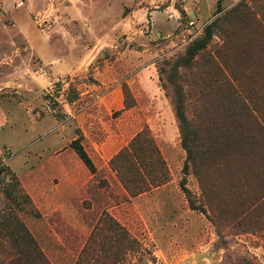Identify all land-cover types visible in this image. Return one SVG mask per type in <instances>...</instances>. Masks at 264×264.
Returning a JSON list of instances; mask_svg holds the SVG:
<instances>
[{"label":"rangeland","instance_id":"obj_1","mask_svg":"<svg viewBox=\"0 0 264 264\" xmlns=\"http://www.w3.org/2000/svg\"><path fill=\"white\" fill-rule=\"evenodd\" d=\"M219 1L146 0L147 15L116 27L122 7H133V1L1 0L0 181L10 195L0 186V212L14 211L58 264L75 263L104 214L139 243L126 264H246L253 258L264 264V225L222 215L220 206L223 192L244 197L262 187L264 175L250 171L244 180V164L234 163L235 156L216 157L209 174L212 204L193 170L187 177L186 187L206 213L192 210L180 185L187 153L171 99L158 80V68L184 57L212 25L210 44L191 67L179 69L178 86L188 95L198 149L220 142L224 129L238 126L244 133V118L237 124L224 119L232 99L223 82H231L243 100L244 94L262 96L264 0H221L218 10ZM53 45L60 60L51 64L58 56ZM152 64L158 85L150 81L152 75L141 74ZM124 86L131 94L127 103H134L127 109ZM70 90L77 95L71 104ZM261 104L255 114L264 127ZM84 113L90 130L82 144L96 166L94 177L71 148L82 135L74 116ZM144 130L155 139L171 178L131 197L110 161ZM223 138L231 144L238 140ZM64 165L71 166L72 180L59 173ZM9 252L1 234L0 264Z\"/></svg>","mask_w":264,"mask_h":264},{"label":"trees","instance_id":"obj_2","mask_svg":"<svg viewBox=\"0 0 264 264\" xmlns=\"http://www.w3.org/2000/svg\"><path fill=\"white\" fill-rule=\"evenodd\" d=\"M220 7L221 0L218 2V10ZM212 37L213 26L210 25L206 28L205 37L192 43L184 57L175 62L164 63L158 68L161 86L165 91V95L171 99L182 138V146L187 153L183 167L184 177L180 185L186 194L190 208L202 213H206V210L197 205L190 190L186 187L187 177L192 170L200 182L204 198H207L210 204H212L213 200L208 198L210 197L212 186L209 174L211 168L217 166L214 162L216 157L223 160L227 155L235 156L237 162L234 163H238V166H243L242 164H244V167H240V172L244 173V180L250 179V171L257 170L264 175V165L262 164L264 160V127L256 117L257 114H255L256 111H259L261 103L263 102L264 104V89L262 91L259 90L262 94L261 97L244 94L243 100L231 82H223V86L229 91L228 96L235 102L230 100L231 109L224 112V119L228 120L230 117L232 123L237 124L241 118H244V133L239 131L238 126L232 127L231 130L224 129L221 133L222 140L220 142L216 140L214 143L207 145L201 144L202 148L199 145L200 149H198L196 139L198 133L195 131L193 121L187 112L188 95L180 85L178 86L180 79L179 69L191 67L196 56L207 49ZM165 64H167L168 70L165 68ZM166 73L167 78L164 77ZM250 85L252 86L253 84ZM169 86H173V92H171ZM71 90L73 92V87H71ZM71 90L70 94L67 95L69 104L77 99V95L72 94ZM123 92L125 108L133 107V102L127 103L131 95L129 88L124 86ZM224 136L230 138L233 136L232 140L237 137L236 139L238 140L231 144V140L229 142L224 141ZM240 136H244V141L239 140V138L241 139ZM82 139L83 136L81 135L74 140L71 143V148L89 171L95 175L97 174L96 166L84 148ZM238 158L244 162L239 163ZM110 166L131 197H137L164 186L170 182L171 178L167 163L149 130H144L137 134L128 146L111 159ZM205 167L206 169H203ZM8 172L15 180L16 186L19 187L15 174H12L10 170ZM239 180L240 176L237 177V181ZM0 186L6 196H9L8 186L4 185L3 181H0ZM231 192L232 190L223 192L225 195L222 198L224 204L220 205L221 214L232 213L234 216L239 215V219L244 220V224L251 222L255 226L264 225V180L262 187L258 191L244 192V197L239 192L233 194ZM228 200H233L230 208L226 207L228 206ZM211 209L213 213V207ZM210 218L216 225L215 216L212 215ZM1 234L7 239L8 249L10 250L3 264H52L39 242L25 224L20 221L14 211L9 210L3 214L0 212ZM138 249V241L132 237L126 227L110 215L104 214L74 264H126L129 255ZM245 262L246 264H258L254 258Z\"/></svg>","mask_w":264,"mask_h":264},{"label":"crops","instance_id":"obj_3","mask_svg":"<svg viewBox=\"0 0 264 264\" xmlns=\"http://www.w3.org/2000/svg\"><path fill=\"white\" fill-rule=\"evenodd\" d=\"M124 1H127L128 2V4L130 3V2H132L133 1V7L131 6V5H128V8H125L124 9V6L122 7V15H121V20H118V22H116L117 24H116V27H119L121 24H124V22L126 23V22H128V21H132V22H134V18L136 17V16H138V15H147V13L150 11V8L148 7V5H147V3H145L146 2V0H139V3H136V0H124ZM118 2V1H117ZM121 1H119V3H120ZM132 7V8H131ZM111 9V8H110ZM112 10V9H111ZM108 13L110 12V11H107ZM116 18L114 17L113 18V20H112V23H114L116 20H115ZM119 25V26H118ZM54 46V48L57 50V54H58V56L56 57V56H54V58L51 60V64H53V63H55V62H57V61H59L60 60V52L58 51V47L57 46H55V45H53ZM143 52H145V50L143 51ZM83 60H84V58H83ZM146 72H148V73H146ZM141 74H144V75H152V77H149V79H151L150 81L154 84H156V85H158V83L156 82V80H157V77H158V75H157V72H156V68H155V65L154 64H152L151 66H150V68H146V69H144V70H142V72H141ZM143 76V75H142ZM158 80H159V77H158ZM154 84V85H155ZM160 88L158 87V90H159ZM158 92H161L160 90L158 91ZM84 116H86V114L84 113V114H79V115H76V116H74V118H77V120H78V122H79V124H78V128H79V130L81 131V133H82V136H83V138H85V136H87V132H88V130H90V126H89V124L87 125L86 124V121H85V119H84ZM74 141V140H73ZM72 141V142H73ZM71 142V143H72ZM60 157V154L57 156V158H59ZM57 160H60V159H57ZM93 160V159H92ZM94 162V161H93ZM82 163V162H81ZM79 164V162H76V166ZM83 164V163H82ZM81 166V165H80ZM83 166H84V164H83ZM70 168H71V166L69 165V166H66V165H64V166H59L57 169H58V171H59V173H64V174H66L69 178L68 179H70V180H72V178H71V176H72V174L70 173ZM88 170V169H87ZM91 173V172H90ZM98 173V172H97ZM92 174V173H91ZM97 174H92V176L94 177V176H96ZM84 188V187H83ZM82 190V189H81ZM83 191V190H82ZM40 244V243H39ZM41 246V245H40ZM41 248H42V250L44 251V253H45V255L48 257V259L50 260V262L52 263V264H56V262L58 261V258L55 256V255H53L51 252L48 254L44 249H43V247L41 246ZM82 251V250H81ZM80 254V253H79ZM79 256V255H78ZM77 256V257H78ZM57 264H58V262H57Z\"/></svg>","mask_w":264,"mask_h":264},{"label":"built area","instance_id":"obj_4","mask_svg":"<svg viewBox=\"0 0 264 264\" xmlns=\"http://www.w3.org/2000/svg\"><path fill=\"white\" fill-rule=\"evenodd\" d=\"M191 24H193V23H191Z\"/></svg>","mask_w":264,"mask_h":264}]
</instances>
